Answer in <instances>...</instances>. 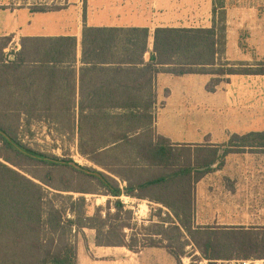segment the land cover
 Returning <instances> with one entry per match:
<instances>
[{"label":"trees","instance_id":"obj_1","mask_svg":"<svg viewBox=\"0 0 264 264\" xmlns=\"http://www.w3.org/2000/svg\"><path fill=\"white\" fill-rule=\"evenodd\" d=\"M214 3L209 28H156L146 62L147 30L84 29L77 100L74 36L23 37L21 48L8 54L4 48L11 37H0V264H78L76 238L84 228L95 229L96 245L163 247L176 264H184L187 246L205 264L264 259V226L193 225L194 184L212 171L217 149L177 146L154 128L152 84L160 71L210 74L209 92L229 75H264L263 58L255 63L224 59L225 5L224 0ZM51 74L63 76L71 89L59 92L57 103ZM91 74L109 76L105 83L117 90L85 91L84 75L87 87L96 83ZM22 119L27 128L31 120L65 121L62 129L77 135L78 151L92 165L32 148L19 137ZM228 144L264 148V131L232 135ZM56 171H61V187L54 184ZM97 191L108 198L93 212L85 196L61 193ZM122 195L149 199L170 211L166 227L142 226L160 238H139V225ZM125 229L131 230L128 236ZM190 256L188 264H196Z\"/></svg>","mask_w":264,"mask_h":264},{"label":"crops","instance_id":"obj_2","mask_svg":"<svg viewBox=\"0 0 264 264\" xmlns=\"http://www.w3.org/2000/svg\"><path fill=\"white\" fill-rule=\"evenodd\" d=\"M214 1L0 0V37H11L4 48V53L8 54L21 48L23 37L74 36L76 63L71 67L75 68L77 100L84 29L147 30V49L143 54L146 62L153 50L156 28H209L213 24ZM224 5V59L248 61L247 54L238 46L236 30L239 26L231 24L226 0ZM83 77L85 91L117 90L105 83L109 76L91 74L90 79L96 83L90 87L86 85V75ZM211 77L199 73L180 76L163 71L156 73L152 84L156 93L154 128L174 145L192 150L217 149L218 159L212 171L194 184V226H264V148L228 144L232 135L264 131V75H229L209 92L205 85ZM64 82L63 76L51 74L50 91L55 103L59 92L71 90ZM248 198L253 201L247 202ZM120 199L126 209L133 211V220L138 225L167 226L165 218L170 211L161 204L125 195ZM128 201L137 203L136 209L128 206ZM139 202H146L145 210ZM154 206L156 213L152 214L149 208ZM83 232L84 235L78 234L76 238L78 264H176L163 247L137 246L136 250H130L125 246L96 245L95 229L84 228ZM125 232L128 236L131 230L125 229ZM137 235L160 238L152 228Z\"/></svg>","mask_w":264,"mask_h":264},{"label":"rangeland","instance_id":"obj_3","mask_svg":"<svg viewBox=\"0 0 264 264\" xmlns=\"http://www.w3.org/2000/svg\"><path fill=\"white\" fill-rule=\"evenodd\" d=\"M229 7V20L231 24H237L239 27L236 30V37L240 43L245 44V48H240L245 54H247L249 63H255L256 60L264 59V0H226ZM241 24V25H240ZM239 46V45H238ZM256 59V60H255ZM64 121V120H63ZM65 125V121L62 123L59 120H31L29 128H27L26 120H19L18 134L23 142L30 145L32 148L39 149L43 152L56 154L62 156L65 153L66 156L71 158L73 162L79 165H92L86 157L82 156L78 151L77 135L67 133L62 126ZM61 171H56V179L54 184L61 187L62 184L58 181V175ZM76 185V183H73ZM62 196H68L71 194L74 198L77 196H85L89 205L90 212H93L96 206L105 207L107 196L102 195L101 191L97 193H79V192H61ZM252 198H248L247 202H252ZM123 200H128L123 198ZM256 200V199H255ZM246 201V200H245ZM260 201V200H259ZM57 202H63L67 204L63 198L58 197ZM128 206H134L130 201L127 202ZM144 208L146 202H139ZM257 204L258 202L255 201ZM148 204V203H147ZM113 207L111 206V211ZM155 206L149 208L152 214L156 212L153 210ZM135 216V215H133ZM138 216V215H137ZM134 221V220H133ZM137 224L138 222L135 221ZM207 223H210L208 221ZM139 225L138 232L146 233L149 228ZM129 232V231H128ZM186 254L182 257L184 264H188L191 261V256H194L196 264H205L207 261L200 258V253L191 246L185 248ZM249 264H264V259H251ZM239 260H219L217 264H240Z\"/></svg>","mask_w":264,"mask_h":264},{"label":"built area","instance_id":"obj_4","mask_svg":"<svg viewBox=\"0 0 264 264\" xmlns=\"http://www.w3.org/2000/svg\"><path fill=\"white\" fill-rule=\"evenodd\" d=\"M240 262H238V263H240V264H249V261H245V260H239Z\"/></svg>","mask_w":264,"mask_h":264}]
</instances>
